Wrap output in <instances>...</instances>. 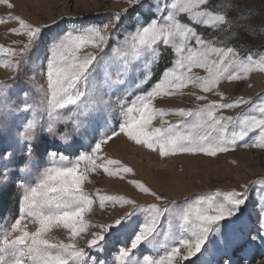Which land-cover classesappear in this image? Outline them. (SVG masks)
Listing matches in <instances>:
<instances>
[{
  "label": "snow or ice",
  "instance_id": "1",
  "mask_svg": "<svg viewBox=\"0 0 264 264\" xmlns=\"http://www.w3.org/2000/svg\"><path fill=\"white\" fill-rule=\"evenodd\" d=\"M128 3L130 9L122 10L123 15L113 14L107 23L62 29L52 36L48 35L50 25L34 24L11 13L0 18V24L14 19L18 27L9 32L24 37L12 41L13 45L22 44L20 48L0 44V55L6 58L0 60V67L14 73L0 82V132L9 124L4 115L14 116L16 139L26 142L28 159L38 140L48 157V166L34 181L23 175L16 180L21 191L19 212L6 226L0 225V264H182L203 254L210 243L225 257L220 264H244V258L233 259L235 251H246L257 242L264 245V202L258 203L255 227L222 232L223 222L239 219L247 207V184L241 186L242 191L217 190L169 200L141 180L130 181L139 192L153 197L155 202L148 205L130 197L88 190L93 173L102 171L121 179L133 173L131 167L104 152V145L121 135L158 151L162 158L177 154L216 157L237 146L264 148V99L260 98L264 94L256 98L259 103L253 98L226 99L218 88L222 81H241L257 68L264 71V57L241 56L238 45L206 39L200 31L203 27L231 34L237 20L229 17L230 6H218V0H155L149 3L142 22L124 26V15L139 7L141 0ZM0 4L15 7L10 0H0ZM241 30H236L237 36ZM158 48L170 50L173 59L153 86L144 90L136 78L147 73L138 70L154 62ZM193 68L204 70L206 75H193ZM29 69L32 77L26 76ZM35 75L46 80L41 104L51 118L47 128L35 118L36 105L28 102ZM98 78L115 92L124 93L119 105L121 119L110 131L93 137L90 151L73 159L65 152L74 153L78 142H69L65 135L57 137L55 122L63 112L80 108H84L80 114L89 118L87 102L96 91ZM189 85L205 94L215 92L220 100L209 101L207 95H200L197 100L206 103L195 108L156 107L157 98L172 97ZM13 97L17 102H12ZM235 108L241 111L223 114ZM173 114L179 119H166ZM101 119L102 113L97 112L90 123L98 130ZM79 123L77 120V127ZM57 139L62 144H57ZM4 143L0 135V163L4 166L0 184H6L10 174L16 175L9 165L19 163L15 151ZM61 146L64 151H60ZM97 203L101 210L108 206L127 210L110 224L92 225L86 216ZM93 226L100 230L87 240L86 251L79 241ZM54 228L66 231L67 242L51 241L48 234ZM123 230H128L130 244L112 256L106 249L108 238ZM160 237L163 246L158 248ZM93 251L95 255H90Z\"/></svg>",
  "mask_w": 264,
  "mask_h": 264
},
{
  "label": "rangeland",
  "instance_id": "2",
  "mask_svg": "<svg viewBox=\"0 0 264 264\" xmlns=\"http://www.w3.org/2000/svg\"><path fill=\"white\" fill-rule=\"evenodd\" d=\"M10 2L15 5L13 9L0 4V18H6L11 13L13 16H21L34 24L50 25L49 36L61 32L62 29L107 23L112 19L113 14L121 13L123 15L122 10L131 7L128 0H10ZM149 3H155V0H141L139 7L124 15L123 25L127 26L137 21L142 22ZM220 4L230 6L229 17H234L237 23L231 34L201 27L200 31L204 33L205 38L222 41L228 46L238 45L241 56L248 54L254 59L264 57V0H218V6ZM182 22H186V19ZM15 27H18V24L14 19L0 24V44L16 48L22 47V44H12V41L24 39V37L9 32L10 28ZM237 29H242L238 36ZM120 39H123V36ZM4 59L6 58L0 55V60ZM172 59L170 50L158 48L154 62L142 65L138 70V72L147 73V76L137 75L136 84H139L144 90L151 88ZM192 74L200 77L206 75L205 71L199 68H193ZM13 75L11 70L0 67V82L9 80ZM26 76H33L31 69L27 71ZM113 78H115V74H113ZM31 87L33 90L29 93L28 102L36 105L35 118L44 128H47L51 118L41 104L44 97L41 89L46 88V80L40 75H35ZM218 88L220 92L224 93L226 99L237 97L256 99L258 95L264 94V71L257 68L241 81H222ZM200 95H207L209 101L220 100V96L215 92L205 94L198 87L189 85L181 93L172 97L157 98L154 103L156 107L166 110L195 108L206 103V101L197 100V96ZM260 98L264 99V95H261ZM122 99H124L123 92H115L102 78H98L96 91L87 102V111L90 114L88 119L80 114L84 108L74 109L71 113L63 112L55 122L56 136L65 135L69 142H78L75 152H65V155L74 159L79 154L90 151L89 146L95 143L94 136L98 138L116 126L121 119L119 105ZM12 102H17L15 97L12 98ZM256 102L259 103V100L256 99ZM9 106L12 105L9 104ZM240 111L241 108H235L224 110L223 114L236 115ZM97 112L102 113L98 130L90 123L91 118ZM3 118L9 120L7 127L0 132L5 142L4 146H10L15 151L16 157L19 158L18 164L9 165L16 175L10 174L8 182L0 184V225L6 226V223H10L19 212L21 191L16 186V180L23 175L34 181L48 166V157L44 151V145L38 140L34 146L35 151L32 158L29 160L25 155L26 142H19L16 139L15 124L17 121L15 117L5 114ZM166 119L175 122L179 117L173 114L167 116ZM77 120L80 122L79 127L76 126ZM156 126H159V118H157ZM48 138L51 139V137ZM255 139L256 137H252V140ZM56 143L62 144L59 139ZM60 151H64L63 146ZM104 152L110 158L118 159L131 167L133 173L126 174L124 179L109 177L102 171L93 173L89 177L91 183L87 184L90 192L100 190L102 193L110 195L130 197L141 205H148L155 202L153 197L139 192L130 181L141 180L153 191L168 197L169 200H182L184 197H191L197 193H212L217 190L221 192L242 191L241 186L247 184L250 191L247 207L239 219L233 218L231 221L223 222L222 232L234 233L256 226L257 206L259 202H264L262 200L264 198V183H256L264 182V148L237 146L234 151L220 153L216 157L202 154H177L162 158L158 151H151L144 146L137 145L121 135L104 145ZM100 162L97 161V163ZM21 167H24L23 173L20 172ZM3 168V164L0 163V171H3ZM126 210V208L118 206H108L101 210L97 203L94 206V211L87 215L86 219L92 225L110 224L113 219L118 218ZM99 230L97 227H90L85 238L79 241L80 246L87 251V240L91 239L92 234ZM48 235L52 242L61 240L67 242V233L63 229L54 228ZM216 239L213 237V240ZM159 240L158 248L163 246V237H160ZM128 244H130L128 230L113 232L108 238L106 249L114 256L116 250L124 248ZM90 255H95V252H91ZM133 255L138 257V253ZM241 258H244V264H260L261 259H264V245L257 242L255 245H249L246 251H235L233 259L240 261ZM223 259L225 257L216 245L210 243L203 254L198 253L188 260H183L182 264H220Z\"/></svg>",
  "mask_w": 264,
  "mask_h": 264
}]
</instances>
